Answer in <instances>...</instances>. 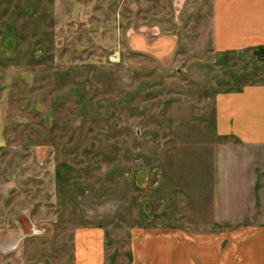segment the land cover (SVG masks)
Listing matches in <instances>:
<instances>
[{"label":"rangeland","instance_id":"1","mask_svg":"<svg viewBox=\"0 0 264 264\" xmlns=\"http://www.w3.org/2000/svg\"><path fill=\"white\" fill-rule=\"evenodd\" d=\"M212 15L213 0H0V264H75L88 227L106 264H131L134 228L193 229L186 203L226 144L214 98L264 84L255 51H214Z\"/></svg>","mask_w":264,"mask_h":264},{"label":"crops","instance_id":"2","mask_svg":"<svg viewBox=\"0 0 264 264\" xmlns=\"http://www.w3.org/2000/svg\"><path fill=\"white\" fill-rule=\"evenodd\" d=\"M212 42L217 53L264 49V0H213ZM213 107L226 144L215 148L212 189L186 203L196 225L134 228L131 264H264V84L220 92ZM105 241L100 228L77 229L75 264H106Z\"/></svg>","mask_w":264,"mask_h":264},{"label":"water","instance_id":"3","mask_svg":"<svg viewBox=\"0 0 264 264\" xmlns=\"http://www.w3.org/2000/svg\"><path fill=\"white\" fill-rule=\"evenodd\" d=\"M257 55H258L259 57H264V49H260V50H258V51H257Z\"/></svg>","mask_w":264,"mask_h":264},{"label":"trees","instance_id":"4","mask_svg":"<svg viewBox=\"0 0 264 264\" xmlns=\"http://www.w3.org/2000/svg\"><path fill=\"white\" fill-rule=\"evenodd\" d=\"M254 54H256L257 55V51L256 52H254ZM242 89V88H241ZM241 89H239V90H241ZM238 91V90H237Z\"/></svg>","mask_w":264,"mask_h":264}]
</instances>
